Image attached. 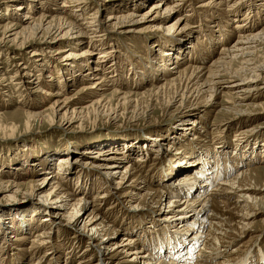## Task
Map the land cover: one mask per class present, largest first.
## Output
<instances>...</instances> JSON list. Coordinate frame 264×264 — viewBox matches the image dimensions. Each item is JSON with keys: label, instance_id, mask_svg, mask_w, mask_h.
<instances>
[{"label": "rangeland", "instance_id": "rangeland-1", "mask_svg": "<svg viewBox=\"0 0 264 264\" xmlns=\"http://www.w3.org/2000/svg\"><path fill=\"white\" fill-rule=\"evenodd\" d=\"M161 2L159 7L161 13L166 6L180 4L162 21L151 19L152 13L149 12L152 7L160 3V0H0V127H14L13 130L5 133L0 132V264H78V259L87 256L91 251L88 238L96 231L103 241L101 244L96 243L97 246L94 248L96 252L100 251V254L102 251L112 250L110 254L116 255V260L112 264H143L142 261L137 260L133 263L127 262L132 257L121 248L117 250L114 245L124 241L125 235L135 237V234H127L123 231L130 222L136 223L135 225L147 224L166 217V213L177 214L175 210L181 204L178 202L169 204V201L178 199L175 196L176 191L185 192L183 189L176 191L174 189L179 181L182 183L181 177L184 172L176 174L171 179L169 188L162 187L159 181L164 171H168L173 165L182 166V163L187 161V158L183 161L182 157L195 155L194 151L197 149L200 153L208 154L209 162L213 165L217 161H214L216 154L214 151L219 150L221 146L222 150H228V160L236 162L237 166L243 163L238 168L247 169L249 163L251 167L249 170L252 173L247 184L264 193V109L260 106L244 107L248 103L264 102L262 89L259 95L254 94L253 97L243 100L244 104H241L243 107L240 109L232 107L221 111L219 107L214 106L204 113L196 114L195 112L200 110L198 107L203 106L202 101L197 103L188 100L171 104L170 100L175 93L173 89H168L166 93H156L157 87L165 82L162 79H166L168 75L166 73L163 76L157 68L152 67L153 55L166 60L165 46H176L178 42L179 46L192 43L190 52L193 54L182 59L181 68H186L189 62L198 66V58L209 66L212 59L222 51L221 48H229L239 40L238 36L244 34L240 31L246 29L250 31L249 33H257L264 30V12H262L264 1L221 0L220 4L217 3L219 0H162ZM208 3L211 5H207ZM76 5H79L78 9H75ZM19 6L22 7L21 10L16 9ZM73 10L78 13H74ZM257 14L259 17L256 18ZM112 16H115V19L111 20ZM180 17H185L184 20L187 21L186 23L183 21L185 27L180 30L178 36L173 37L174 39L170 38L166 28ZM58 18H64L61 24ZM153 20L162 22V27L160 26L156 32L151 31ZM70 25L73 29L62 38L70 29L67 27ZM60 26L67 28L60 31L57 29ZM79 29L82 32H79ZM231 31H234V34ZM30 36L34 39L20 45ZM197 42L203 43L205 47H199ZM216 42L218 44H213ZM112 46L118 49V56L111 57L104 63L105 66L101 67L105 77L109 76L106 77L105 86L98 94L85 90L95 82L94 78L97 75L84 73L88 70L93 71L98 65L95 61L99 53ZM196 47H199L200 52L206 50L207 55L200 56L202 53H198ZM33 49H36L40 55L32 56ZM65 49L67 51L64 52ZM84 51L90 52L91 56L88 55L90 58L84 59V62L78 61L73 64L69 62L73 66L78 64V68L65 65V59L68 58L66 56L70 53L78 55ZM253 57L254 62L264 68V37L257 48V55ZM42 63L45 66L39 67ZM172 64L173 61L165 63V68ZM241 67L240 63L235 64L236 70H240ZM26 73H32L34 77L25 76ZM48 75L53 78L49 79ZM75 75L77 77H74ZM257 75L260 81L247 82L237 88L253 85L264 87V70L257 72ZM114 91L120 92L119 97L114 95ZM230 93L231 89L223 90L218 103L229 107L232 105L231 102L241 100L234 95L230 98ZM64 99H70L77 110L101 99L103 107L98 108L100 103L89 108L86 110L89 115L83 123L75 122L73 126L63 123L60 117L45 116L49 114L47 110L56 100ZM128 100L131 101L130 104ZM183 106L189 108L186 110L187 113L181 114ZM95 107L102 110L101 115H93ZM111 107L113 110L116 109L115 113ZM135 110L146 115L137 118ZM29 112L42 114L29 121L27 116ZM86 112L81 113L80 116L86 115ZM192 120H198V123L206 128V136L199 130L198 133L187 135L185 138L176 133L178 130L183 131L182 127L191 125ZM158 139L159 142L156 141ZM173 140L174 144H170ZM236 140H239L238 143ZM69 141L73 142L76 149L72 150L74 152H69V158L66 157L68 161L70 160L68 164L73 170L69 171L72 175L62 176L60 173L63 171L59 172L58 158L65 157L63 155L65 151L62 150ZM117 142H122V146L128 143L138 144L141 152L130 151L128 160L118 162L120 164L117 173H114L116 176H107L105 173L109 170L94 167L91 160L96 159H93V154H87L85 151L101 150L108 146L115 148L119 146ZM239 143L250 144V147H256L260 152L255 156L251 154L242 161H236L240 153L244 154L233 146ZM143 146L155 149L149 156H141L148 152L141 149ZM241 149L244 151L246 147ZM234 150L239 154L234 156L233 154L237 152ZM138 156H141L140 161L136 159ZM218 156L216 159H219L221 167L219 168L223 172L226 157L224 160L220 155ZM46 161L50 163L49 175L46 172ZM111 162L112 159L103 161V167ZM129 162L132 164L129 169L132 168L135 172L137 181L141 180L138 182L139 186L150 188L149 193L143 195L142 192L143 197L136 200L129 199L131 195L128 187L113 189L115 188L113 179L121 177L125 170L124 165ZM69 165L66 167L68 168ZM196 171H191L192 175H195ZM46 175L49 176L48 178H51V175L55 176L51 181H56L55 186L72 196L73 202L80 198H83V202H88L87 208L81 207L79 215L83 217L80 225H65L62 217L53 218L54 211L49 212V207L43 204L42 192H47L49 185L44 187L40 194L32 186L41 184V179ZM143 178L149 182L147 186L146 183L143 184ZM111 183L114 187L110 191L106 185ZM212 186L213 184H208L204 187L206 188L204 192H208ZM157 190L165 194L168 192L170 196L160 197ZM198 193L199 190L194 196ZM104 194L106 197L99 199ZM237 194L238 192L233 194L234 200ZM168 208L170 210L166 211ZM92 210L97 215V218H94L96 220L94 225H97V228L94 231L88 228L83 234L80 230L84 231V229L81 227L85 220L90 221L89 215ZM205 213L211 212L207 210ZM24 216L32 219L33 227H20V219ZM46 216L50 219L52 217L56 223H41V218ZM171 220L170 223L175 225L172 227L175 231L188 226L180 219L173 217ZM236 222L238 223V220ZM207 227H210V223ZM38 232L44 233V237H50V239L46 238L47 242L44 241L46 242L44 246H40L43 238H35ZM187 232L190 236L195 234L193 231ZM76 233L80 235L74 236ZM106 233H108L107 238H103ZM80 236L83 237L82 240L79 239ZM75 237L78 239L74 240ZM141 237L137 236L139 243L134 246V250L144 248V242L140 241ZM150 238L156 241L159 235L152 232ZM33 240L36 242H32ZM148 243L152 244V241ZM92 244L94 242L90 243ZM106 244L112 246L108 251L103 249V245ZM149 244H146L148 248L151 247L149 252L157 251L156 242L154 246ZM201 244L203 242L200 241L192 248L189 254L192 259L189 260L195 259ZM237 247V253L230 256V260H234L233 264H264V215L257 217L250 231L231 245L226 254L216 257L214 263L226 259L227 256L224 255H229ZM169 259L173 260L171 255L166 258L165 263ZM181 260L183 261L181 258L177 259L176 263ZM89 264L96 262L93 263L92 260Z\"/></svg>", "mask_w": 264, "mask_h": 264}, {"label": "bare ground", "instance_id": "bare-ground-1", "mask_svg": "<svg viewBox=\"0 0 264 264\" xmlns=\"http://www.w3.org/2000/svg\"><path fill=\"white\" fill-rule=\"evenodd\" d=\"M136 1H139V0H136ZM161 1L162 0H160V3L152 7V9L149 11L152 13L150 15L151 19H159L163 21V19H166L167 17H169L170 16L169 14L175 11L174 8L178 7V5L180 4L179 3L174 6L172 5L166 6L164 12L161 13L159 11V7L162 3ZM211 3H208L207 5H211ZM217 3L220 4L222 2L221 0H219V2ZM259 5L261 9H263L262 4L260 3ZM77 7H79V5H76L75 9H78ZM16 9L21 10L22 7L19 6ZM73 12L78 13L76 12V10H73ZM259 14H257L256 18L259 17ZM114 17L115 16H112L110 17V19L111 20L115 19ZM184 19L185 17L184 18L180 17L179 19H176L175 21H173L167 26L166 33L167 35L170 34L169 35L170 38H173L177 34L181 33L180 30L185 27L184 24L187 22ZM57 20H59L60 21L59 24H61L62 22L61 20H64V18H58ZM153 21L154 23L151 26L152 28L151 31L156 32L160 26L162 27V24H161L162 22H155V20ZM183 21H185L184 24H183ZM220 24L218 23V25ZM62 26L58 27L57 29L61 31V30L66 29L67 27L70 28L68 31L64 33V35L62 36L63 38L73 28H72V25L67 26L66 28ZM79 32H82V30L79 29ZM240 32H244V34H240V36H238L239 40L236 43L234 42V45L230 46L229 48H226L223 46L224 48H221L222 51L219 52L218 55L212 59L209 66H206V62H204V60L198 58L197 59L198 66H195L196 65L195 63L190 64L191 62H189L186 68H181L182 59L184 57H191L193 54L192 52H190L192 48V43H187V44H183L179 46V42H178L176 46H173V45L165 46L166 48H165L164 53H165V56L167 57L166 60L160 57L157 58L155 55H153L154 61L152 63L153 64L152 67L157 68V70H159V72L162 73L163 76H165L166 73L168 75L166 76L167 77L166 79L165 78L162 79L165 82L159 87H157V89L155 90L156 93L158 94L159 92H165L168 89H173L175 93H174V96L170 100L171 104L173 102L177 104L180 102H186L188 100H194L197 103L198 101H202L203 106L198 107L200 108V110L198 112L197 111L195 112L196 114H199L200 112L204 113L205 111H208V109L210 110L214 106L219 107L220 108L219 110L221 111L223 110L226 111L227 109L229 110L232 107H235L236 109H240V107H243L241 106V104L243 103L242 102L243 100L248 99L249 97H253L254 94L255 96L259 95L261 89L264 92V87L259 86V85L237 88L247 82L251 83L252 81H255V82L260 81L258 79L257 72L264 70L263 66H259L254 62L255 58L253 57L254 55H257V48L261 44L262 38L264 37V30L259 31L257 33L255 32L249 33L250 31L244 29ZM231 33L234 34V31H231ZM245 33H248V34H245ZM221 37H219L220 40H221ZM32 39H34V37L30 36L29 39L24 40L25 42L20 43V45H24V43H29ZM197 44L199 45V47L204 46L203 43L200 44L197 42ZM213 44L216 45L218 44V42L213 43ZM199 47H196L197 49L195 50L197 51ZM210 47L212 48V44ZM65 51L67 50L65 49L64 52ZM205 51L202 50L200 52V50H198V53L199 52L202 53L200 54V56H205L207 55ZM89 53L90 52L88 51H84L78 55L75 53L74 54L70 53L69 56H66L68 58L65 59L66 61L65 65L69 67L77 66L76 68H78L79 67L78 64L75 66H73L72 64L76 62L78 63V61H83L84 59L86 60L90 58L91 54ZM99 54L100 55H98V59H97V61L99 60V62L95 61L96 64L98 63L95 69H93V71L91 72L88 70L87 72L84 73L85 75L86 74L97 75L94 78L95 82L85 89L88 91L90 90L94 94H98L99 90H102L103 86H105L107 82L106 77H109V76L105 77L103 73V69H101V67L103 68L105 66L104 63L110 60L111 57L118 56V49H115V47L112 46L110 49L103 50ZM34 55H40L36 49H33L32 51V56ZM204 58L206 57H203V59ZM169 61H173V64L170 67L165 68V63H168ZM69 62H71L72 64ZM237 63H240L242 65L240 70H236L235 68V64ZM41 66H45V64L42 63L40 64L39 67ZM23 68L27 69L26 66H23ZM25 76L34 77L32 73H26ZM47 77L49 79L53 78L51 75H48ZM74 77H77V75H75ZM225 89L226 90L231 89L230 98H233L232 95H234L235 98L241 99V100L231 102L232 105H230L229 107H225L224 104L218 103L219 96L222 94V91ZM119 94H120L119 91H114V95L116 97H119ZM57 95H60V93H58ZM125 98H127V96H125ZM101 101H98V100L94 101L93 103H91V105L85 106L84 108L77 110L76 108L73 107V103L71 102L70 99H64L61 101L56 100L53 103V105H51L50 108L47 110L49 114L45 116L49 118L50 117H56V118L60 117L63 123H66L69 125H72L75 122L83 123V121L86 119V116L89 115V112H86V110H88L89 108L95 105H99ZM130 103L131 101L128 100V104ZM101 106L103 107L102 103L99 105L98 108H100ZM257 106H260L264 109V102L258 103V104L248 103V104H245L244 107L249 108V107H257ZM98 108L95 107L94 109L95 111L93 110L94 111L93 115L95 116L101 115L102 110ZM187 108L189 107L183 106L182 112L180 113L181 114L185 112L187 113L186 111ZM114 110L112 109V111ZM85 112L87 114L81 117L80 114L85 113ZM103 112H104V109H103ZM115 112L116 111H114L113 113ZM41 114L42 113L29 112L27 116H28L29 121H31L37 116H41ZM136 115H137L136 116L137 118H140L146 115V113L137 111ZM191 122H192L191 125L189 124V126H187L186 128L182 127L183 131L178 130V132L176 133L178 135L179 134L182 135L185 138L187 137V135L198 133V130H199L202 134L206 136L205 133L207 132V130L204 126L198 123V120H192ZM13 129L14 127H9V128L0 127V132L2 131L5 133ZM200 129H203V130H200ZM156 141L159 142V139ZM236 141L238 143L239 140H236ZM174 142L175 141L173 140V142H171L170 144H174ZM164 144L165 143H163V146ZM125 145L122 146V142H121L119 143V146L115 148L108 146L101 150L88 149V151H85V152L87 154H93L92 157L93 159H96V160L92 161L91 160L92 157L91 159L89 158V160H91V163L94 164V167L98 169L100 168V169L109 170L105 173V175L107 176H110V175L116 176V174L114 173H117L118 164H120L118 162H122V160L123 161L128 160L130 151H132L133 153L141 152L139 148L140 145L138 144L130 145V143H128ZM233 146L235 148H238L239 152L244 153V154H241V153L239 154L237 150H234V151H237L235 152V154H233L234 156L239 154L237 156L236 161H239V160L242 161V159H246L251 154L255 156L256 153L259 154L260 152L258 148L256 147L252 148L250 147L251 145L247 143H239L238 145L234 144ZM221 147H219L220 148L219 150L214 151L216 153L214 161L217 160L215 161L216 162L215 165L209 162L210 157L208 156V154L203 153V152L200 153L198 152L199 149H197L196 151H194L195 155H192L193 157L192 156L182 157L183 161L187 158L186 163L181 162L182 166L173 165L172 167L168 169V171H164V173H162L163 177L160 179L161 181H159L160 185L164 188H169L172 183L171 179L174 178L176 174L180 172H184V174L181 177V179L183 180L182 181L183 184L179 181L178 186H176L174 189L175 191L176 189L178 190L183 189L185 190V192L176 191L175 196H177L178 199H173V202L169 201V204L178 202L179 204H181V206H179L178 208L175 207L177 208V210H175V212L177 213L176 215H173L171 213L169 214L166 213V217H162L159 220H156L155 222H150L147 224L145 223L146 225L143 223L135 225L136 223L130 222L127 226H125V229L123 231H125L127 234L133 233L135 234V237H127L125 235V237L123 238L124 241H121L119 245L118 243H115L114 247L117 248V250L121 248L122 250L128 253L127 255H130L132 257L131 260L127 262L133 263L135 260H137V261H142L143 264H150L151 262H154V261L155 262L152 264H233L234 260L233 259L230 260V256L231 254L237 253L238 247L234 248L233 251H231L229 255H224V256H227L226 259L224 258L220 259L216 263H214V259L218 257L219 255L226 254L231 245L236 243L239 239L243 238V235L250 231L253 223L255 222V219L257 217L264 215V196H263L264 193L258 188L250 187L247 184L250 174L252 173L249 170L251 168L249 163L247 164L248 166L247 169L238 168L241 165H243V163L241 162L240 165L237 166L236 162H231L230 160H228L229 158L228 150H222ZM243 147H246V150L242 151L241 148ZM141 149H145L146 151H148L144 155L141 154V156H149V154L155 148L153 147L146 148L143 146ZM72 150H76V149L74 148L73 142L69 141L67 142V144H65V148H63L62 150V151H65V153H63L65 157L58 158V163H59L58 166L60 169L59 172L63 171V173H60L62 176L63 174L67 176L72 175L71 172L69 171L73 170V167H71L68 164L70 160L69 161L67 160V158H69L68 157L69 152H74ZM218 155H220V158L224 160L226 157V160L224 162L225 171L223 172L220 169L221 167L219 166L220 165L219 159H216L219 157ZM141 156L136 157L137 161H140ZM108 159H112L113 162L103 167V161H106ZM46 165L48 167V168L46 167L47 169L46 172H48V175H49L50 174L49 172L50 163L46 161ZM67 165H69L68 168L66 167ZM130 165H132L131 162L124 165L125 170L121 174V177L119 178L117 177V179L115 180L113 179L112 183L115 184V188H113L114 186H112V183L111 185H109L110 182L109 184L106 185V187L110 191L112 190V188L119 189L122 187H128L129 194L131 195L129 199L136 200L137 198H142L143 195L149 193L150 188L148 187L145 189L139 186L138 182L141 180L139 179V181H137V179L135 178V172L132 171V168L129 169V167H131ZM193 170H197L195 175H192L191 171ZM48 177L46 175L44 179H41L42 180L41 184L37 186H32L33 189L38 194H40V192H42L41 190L44 187L46 188V186L49 185V190L47 192H42L43 195L41 198H43V204L49 207L48 211L49 212L54 211L52 213L53 214L52 217L53 218L55 217L58 219L62 217V219L65 221V225L66 224H68L69 226H72V224L80 225V222H82V217H83L82 215H79L81 212V207L87 208L88 202L86 201L83 202V198H80L73 202L72 200L74 199H72V196L65 194V192H63V190L60 187L55 186L57 185L56 181H51L53 180L52 178H55V176L51 175V178H48ZM216 179H218V181ZM142 182L143 184L146 183V186L149 184V182H147V180H145L144 178ZM208 184H213V186L209 189L208 192L207 191L204 192V190L206 189L204 187H206ZM197 190H199L200 193H198L197 196H194ZM157 191L159 192L160 197L165 198V196L167 197V195H169L168 192H166L167 194H165V192L162 193L163 191L161 192L160 190H157ZM142 192H143V195H142ZM235 192H238V194H237V198L234 200L232 196ZM105 195L106 194H104L103 196L101 195L102 197H99V199L105 198L106 197ZM169 210L170 209L168 208L166 211H169ZM207 210H209L211 213L206 214L205 212ZM52 217L51 219L49 216L41 218V223H46V224H48V222L52 224L56 223V221H54ZM89 217H90V221L86 222L85 220L84 224L81 227L82 229H84V231L80 230L83 234L88 228H90V231H94V229L97 228V225H94L96 221L94 218H97V215L94 214V210L91 211ZM173 217L175 219L182 220L181 222L186 223L189 227L184 226V228L180 230L178 226L180 231H178V229L175 231L174 228H172L175 225L170 223L172 222L171 219ZM236 220H238V223L236 222ZM208 223H210L209 228L207 227ZM32 224H33L32 219L30 217L24 216V218L20 219L21 228H26L28 226L33 227ZM181 226L183 225L181 224ZM187 231H193L195 234L190 236ZM152 232H155V234L157 233L159 235L158 240L155 241L154 239L150 238ZM88 233L89 232H87V234ZM43 234L44 233H39L35 237L36 239L43 238V242H40V246H44L46 244L47 242L46 238L50 239V237H44ZM98 234H99L98 231H96L89 236L88 238L89 247L91 246L92 249L87 254V256L78 259V264H89V263H92V260H93V263L96 262V264L114 263V261L116 260V255L114 256L110 254L112 251L110 250L112 246H110L109 244L103 245V249H106L107 251L109 249L110 252L102 251L101 254H100V251L96 252L97 250L94 248L97 246L96 243L101 244L103 241V239L101 240L100 238V234L99 235ZM107 234L108 233H106L103 238H107ZM78 235L80 234L76 233L74 236H78ZM109 235L111 234L109 233ZM137 236H142L140 241H142L141 243L144 242L143 243L144 248L142 247L140 249L134 250V246L137 245V243H139V241L137 240ZM82 238L83 237L80 236L79 239L82 240ZM76 239L78 238L75 237L74 240ZM106 241H109V240H106ZM151 241H152V244H149L148 242H151ZM200 241L203 242V244L199 246L200 250L198 251V253L195 254V259L189 260V259H192L191 256H189L192 248H194V246ZM32 242H36V240H33ZM91 242H94L95 245L94 244L90 245ZM155 242L157 244V246L155 247L157 251L149 252L151 247L148 248V245L146 244L154 246ZM52 247H54L53 244H52ZM51 253L54 254V252H51ZM88 255H90L92 258ZM169 255H171V258H173V260L169 259L170 261L167 260V263H165V260ZM180 258L183 259V261L181 260L180 262L176 263L177 262L176 260ZM117 264H122V263H117Z\"/></svg>", "mask_w": 264, "mask_h": 264}]
</instances>
